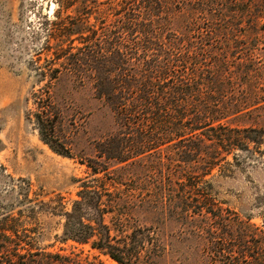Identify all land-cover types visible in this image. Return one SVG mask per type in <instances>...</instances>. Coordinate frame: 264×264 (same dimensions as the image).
I'll list each match as a JSON object with an SVG mask.
<instances>
[{"label": "rangeland", "instance_id": "374dc122", "mask_svg": "<svg viewBox=\"0 0 264 264\" xmlns=\"http://www.w3.org/2000/svg\"><path fill=\"white\" fill-rule=\"evenodd\" d=\"M94 1L87 0L89 6L83 10L87 24L103 39H115V30L123 36L119 25L125 13L124 0ZM230 1L169 0L172 19L167 29L179 30L191 15L203 32L224 25L222 20H212L219 11L229 17L231 12L224 10L242 8ZM60 4L58 0H0V225L3 221L17 225L45 251L92 259L97 252L88 245L61 241L62 213L70 209L83 180L98 183L93 177L106 173L109 179L121 182L115 184V191L133 194L130 223L141 231H137L138 239L145 247L152 238L158 243L149 264H219L210 259L206 246L217 235L211 231L226 230L224 223L210 214L179 218L170 212L168 202H159L157 194L171 177L170 149L143 159L137 156L133 164L131 159L119 162L106 157L109 151L126 145V128L112 105L97 97L89 81L79 80V76L94 74V69L61 70L50 87L57 113L55 135L69 156L54 152L40 139L34 123L33 93L46 90L38 73H46V60L52 57V49L46 46L47 41H54L48 37L49 22ZM245 10L247 15L237 12L233 17V36L227 41L223 36L216 38L211 50L238 69V95L253 89L257 93L250 111L228 118L227 124L264 128V19L255 23L256 9ZM66 14L74 15V6L63 9L62 15ZM88 165L101 171L93 175ZM197 188L209 198V209L221 212L226 221H235L233 233L239 227L258 238L259 231L264 232V142L259 147L250 145L249 150L234 149L199 180ZM156 199L158 203L153 204ZM191 205L194 211L199 209L195 202ZM97 258L104 264H117L103 254Z\"/></svg>", "mask_w": 264, "mask_h": 264}, {"label": "trees", "instance_id": "16d2710c", "mask_svg": "<svg viewBox=\"0 0 264 264\" xmlns=\"http://www.w3.org/2000/svg\"><path fill=\"white\" fill-rule=\"evenodd\" d=\"M58 1L61 4L49 22L48 37L54 41L46 43L52 49V57L46 60V73H38V79L45 80L46 90L33 93L34 123L40 139L54 152L69 156L55 135L57 113L50 87L61 70L77 71L83 66L94 69V74L79 76V80L89 81L97 97L112 105L126 128V145L109 151L106 157L119 162L131 159L133 164L137 163V156L143 159L170 149L171 177L157 194L159 202H168L170 212L179 218L210 214L224 223L226 230L211 231V235H217L206 246L213 262L264 264V232L259 231L260 236L255 238L238 227V232L233 233L235 221H226L221 212L209 209V198L197 188L199 180L234 149L249 150L250 145L259 147L264 142L263 127L227 124L228 118L250 111V102L257 99V93L253 89L238 95V69L211 50L216 38L223 36L227 41L233 36V17L237 12L247 15L245 9L253 7L255 23L264 19V0L230 1L242 8L224 10L231 12L229 17L219 11L212 20H222L224 25L206 32L199 30L194 15L179 30H168L172 19L169 0H124L125 13L119 25L123 36L115 30V39H103L87 24L83 16L89 6L87 0ZM72 6L74 15H62L63 9ZM196 18L200 20L199 14ZM88 166L93 175L101 171ZM109 178L103 173L93 177L92 181L98 183L83 180L70 209L62 213L61 241L88 245L97 252L92 259L40 249L29 234L3 221L0 264H104L98 254L117 264H149V256L156 254L158 243L152 238L150 246L145 247L138 239L141 231L130 223L133 194L115 191V184L121 182ZM154 202L157 204L158 200ZM193 202L199 206L197 211Z\"/></svg>", "mask_w": 264, "mask_h": 264}, {"label": "water", "instance_id": "95a60500", "mask_svg": "<svg viewBox=\"0 0 264 264\" xmlns=\"http://www.w3.org/2000/svg\"><path fill=\"white\" fill-rule=\"evenodd\" d=\"M51 10V9H50Z\"/></svg>", "mask_w": 264, "mask_h": 264}]
</instances>
